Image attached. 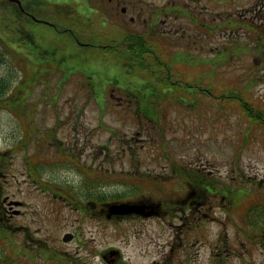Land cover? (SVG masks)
<instances>
[{
  "label": "rangeland",
  "instance_id": "1",
  "mask_svg": "<svg viewBox=\"0 0 264 264\" xmlns=\"http://www.w3.org/2000/svg\"><path fill=\"white\" fill-rule=\"evenodd\" d=\"M141 2L151 13L163 4ZM260 3L193 1L194 17L216 27L208 31L176 11L161 17L152 39L144 36L152 14L131 23L135 38L117 47L136 62L145 56L155 73L124 66L106 48L110 31L76 45L46 4H33L37 22L26 23L27 35L11 7L0 10V264H264V27L253 19ZM77 9L102 29L93 7ZM229 19L252 26H219ZM140 40L143 47L132 46ZM154 66L179 69L185 85L167 78L161 86ZM191 93L197 103L171 105L191 102ZM204 176L218 181L209 182V203L186 213L196 197L187 194ZM138 190L159 214L110 220L73 205L88 193L114 201ZM7 196L24 203L18 214L3 207Z\"/></svg>",
  "mask_w": 264,
  "mask_h": 264
},
{
  "label": "flooded vegetation",
  "instance_id": "2",
  "mask_svg": "<svg viewBox=\"0 0 264 264\" xmlns=\"http://www.w3.org/2000/svg\"><path fill=\"white\" fill-rule=\"evenodd\" d=\"M11 2H16L18 7H11L13 10V13L16 15V18L18 20V22H23V21H37L36 17L33 15V13L31 12V10L33 9V7L30 5L29 2L24 1V0H8ZM184 0H163V4L162 5H157L156 7H160V12L157 14L156 8L154 10V13H151V9H146L149 7H142V2L141 0H108V2L110 3V6H106V7H101L102 10L103 9H107L109 10V13L105 12L103 13L102 16H105L102 20L106 21L108 19L107 15L112 14L113 13V18L115 19V24L118 27H127L129 28V26H131V23H139L141 24V20L143 18V16H149L152 14V16L149 18V22L146 26V29L148 28L149 30L151 29H156L157 28V24L158 21H160L161 17L164 15L165 17H171L169 14H165V10L171 7V5H176L179 6V2H183ZM189 1H193V0H186V2ZM103 3H105V0H103ZM4 5V4H3ZM2 5V6H3ZM101 4H97L96 7H100ZM187 8H191L190 3H187ZM6 7H0V9H5ZM184 7H179L180 10H182ZM264 8V7H262ZM146 9V10H145ZM192 9V8H191ZM193 13V20L197 21L200 25L204 26V27H208L211 28L212 25H209L205 20H197L195 16H199L198 14L194 13V11L192 10ZM256 16H258L260 19L264 18V12L262 11V9L260 11L256 12ZM185 18V17H184ZM188 19L189 18H185ZM164 22V19L162 20V23ZM145 28V27H144ZM23 32V30H22ZM9 201H11V199L7 200V202L3 203V207L6 210H14L15 207L10 206ZM95 208H97L96 205H93ZM99 212L101 214H103V210L102 207L100 206L99 208ZM114 219V218H113ZM122 219V218H120Z\"/></svg>",
  "mask_w": 264,
  "mask_h": 264
},
{
  "label": "water",
  "instance_id": "3",
  "mask_svg": "<svg viewBox=\"0 0 264 264\" xmlns=\"http://www.w3.org/2000/svg\"><path fill=\"white\" fill-rule=\"evenodd\" d=\"M148 206L145 204H112L108 206V216L112 215H130V214H147L145 209Z\"/></svg>",
  "mask_w": 264,
  "mask_h": 264
},
{
  "label": "trees",
  "instance_id": "4",
  "mask_svg": "<svg viewBox=\"0 0 264 264\" xmlns=\"http://www.w3.org/2000/svg\"><path fill=\"white\" fill-rule=\"evenodd\" d=\"M124 35H127V34L124 33ZM132 46H136L138 48H141V47H143V44L141 41H136V43H134V45H132ZM158 91H161V89H159ZM254 224L257 225V222L255 221ZM260 224L262 226V229L264 230V224H262L261 222H260Z\"/></svg>",
  "mask_w": 264,
  "mask_h": 264
}]
</instances>
